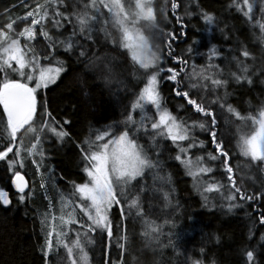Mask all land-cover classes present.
<instances>
[{"label": "snow or ice", "instance_id": "6c2138e0", "mask_svg": "<svg viewBox=\"0 0 264 264\" xmlns=\"http://www.w3.org/2000/svg\"><path fill=\"white\" fill-rule=\"evenodd\" d=\"M181 6L184 8L183 16L192 17L198 13L206 25H215L214 13L203 9L199 0H171L170 15L175 18V24L180 25L181 35H186L187 27L183 16L178 14ZM192 6L196 12L191 10ZM231 6L252 22L254 28L258 26V40L264 48V0H259L260 15L255 19L256 0H232ZM25 9L22 15L9 18L0 27V106L3 109L0 113V161L7 160L8 172L12 173L11 184L21 204L34 194L35 182L29 189L25 176L17 169H23L27 159L35 166L39 188L45 193L43 198L47 202L45 210L37 213L42 235L37 250L43 264H91L89 245L95 243L97 233L102 237L106 235L104 264H164L162 253L169 247L175 256L182 254L174 239L175 232L170 230L167 243H162L164 227L175 229L176 222L172 219L158 222V218H152L143 206L145 196L150 199L158 192L165 202L164 207L171 208L174 192L171 174L161 175V162L158 156L154 158L152 155L153 149L159 154L158 141L161 140L170 141L175 146L176 154L172 158L185 169L186 175L195 180L203 206L208 204L207 193L220 192L223 200L227 201L223 205L227 212L231 213L244 204L255 210L251 214L253 223L248 228V238L253 239L255 224L264 225V180L252 189L246 187L243 177L237 182L230 152L219 128L217 105L229 114V118H234L232 123L239 121L236 125V147L241 156L248 158L264 173V102L258 108V114L250 112L247 115H242L237 107L227 102L230 80L238 85H253L255 78L260 76V82L264 84V52L257 67V57L241 43L239 55L229 61V64H235V70L229 67L225 71L220 63L211 62L221 56L213 44L207 49L208 63L193 64L189 71L188 61L172 49V41L177 39L175 30L162 24V21H169L167 0L160 4L159 9L155 0H36L34 5L26 4ZM18 23H23V26L17 30ZM69 26L71 31L64 36L63 31ZM98 34H102L106 42L126 50L134 73L146 78V82L135 94L127 115L121 121L90 129L85 139L73 141L83 164L81 171L85 179L80 183L69 181L70 192L55 188L54 200L47 194L48 183L55 186V177L53 169L44 165L48 151L45 144L53 138L61 145L70 140L71 120L58 118L47 99H39L38 90L47 89L66 71L65 62L57 55L60 47L65 52L79 49L78 59L87 58L90 64L101 69L105 82H110L115 58H109L107 54L95 55L94 46H101L97 41ZM38 37H42L46 44V54L33 44ZM188 51H193L191 45ZM90 52L93 53L91 57ZM167 59L178 62L179 67H163ZM253 68L256 70L252 71ZM165 72L168 74L164 79L176 85L172 92L182 97L199 119L179 117L165 106L158 87ZM221 89H224L223 93ZM149 107L154 109V116L149 114ZM180 107L185 108V105ZM137 111L139 119L134 116ZM249 121L254 128L250 134L245 131ZM196 128L207 132L214 151L193 156L192 150L202 152L205 146V141L192 135ZM142 136L148 137L151 147L140 143ZM26 137L30 138L27 147ZM218 160H222V170L227 174L226 193L225 184L203 179L212 173L210 165ZM148 173L153 174L151 189L146 182H140ZM248 179L256 184L254 177ZM26 189L29 190L26 192ZM0 204H11L9 193L3 188H0ZM114 206L120 207V220L115 226L111 219ZM129 219L140 222L138 233L128 231ZM137 238L141 241L139 249L134 247ZM214 238L219 239L218 236ZM113 239L119 250L118 259L112 258L110 251ZM260 241L264 242V233H261ZM242 251L247 264H257L255 247ZM136 252L140 255L133 254ZM200 252L204 253V248ZM148 256L151 259L141 258ZM175 264H204V261L188 256L183 262L177 259ZM210 264H216V261Z\"/></svg>", "mask_w": 264, "mask_h": 264}, {"label": "trees", "instance_id": "16d2710c", "mask_svg": "<svg viewBox=\"0 0 264 264\" xmlns=\"http://www.w3.org/2000/svg\"><path fill=\"white\" fill-rule=\"evenodd\" d=\"M35 2L36 0H0V27H3L9 18L15 19L22 15L26 10V4L34 5ZM164 2L165 0H155L157 9ZM170 2L171 0H167L169 21H162V24L175 30L177 39L172 41V49L176 55L183 56L188 61L189 71L195 64L194 60L201 55L206 56L208 63L207 49L213 44L216 45L221 56L213 58L211 62L220 63L225 71L229 67L235 70V64H229V61L233 56L239 55L241 43L255 54L257 57L256 66H260L261 53L264 52V48L261 47L258 40L259 28L258 26L254 28L252 22L231 6L232 0H199L203 9L215 15L216 23L212 26L206 25L198 13L192 17L183 16L184 8L181 6L178 9V14L183 16L184 23L187 25L186 35L180 34V25L175 24V18L170 15ZM256 3L254 19L260 15L259 0H256ZM14 5L15 7H13ZM5 9H9V11L3 12ZM191 10L196 12L194 6L191 7ZM22 26L23 23H18L16 25L17 30ZM97 27L99 26L97 25ZM70 31L71 27L69 26L63 31V35L67 36ZM194 38L195 43H193ZM97 41L101 46H94L95 55L107 54L109 58H115L112 61L113 74L110 82H105L101 69L95 64H90L87 58L78 59L79 49L76 52H65L63 47H60L57 49V55L65 62L66 71L61 73L57 81L50 84L47 89L38 90L39 99L46 98L58 118L71 120L69 130L72 138L65 140L62 145L55 142L51 143L50 147L45 146L48 151L44 165L46 168L53 169V176L55 177V186L49 182L47 194L54 200L56 197L55 188L70 192L69 181L80 183L85 179L81 171L83 164L73 141L79 142L85 139L90 129L102 128L111 122L121 121L127 115V109L130 107L135 94L146 82V78L140 76L139 73H134L126 50L106 42L102 34L97 35ZM33 44L42 54H46L47 47L42 37L34 40ZM190 45L193 49L192 52L188 51ZM230 49H234V51ZM92 54L90 52L89 57ZM248 63L251 64L252 61L249 60ZM168 66L179 67V64L167 59L163 67L167 68ZM255 70V68L252 69V71ZM167 74L165 72L160 77L158 85L165 106L179 117H190L192 120L199 119V115L194 114L191 107L186 105V101L172 92V88L176 85L174 82L164 79ZM12 78L19 77L13 76ZM261 79L262 77L257 76L253 85L247 83L238 85L234 81H229L227 101H231L230 104L233 106H235L233 102H237L238 105H236L239 106L237 109L242 115H247L250 112L258 114V108L264 102V84L260 82ZM223 91L224 89L220 90L221 93ZM181 105H185V108H181ZM2 111V106H0V113ZM149 114L154 116V109L149 107ZM217 115L218 122L222 124V127L219 125V128L230 152V163L236 173L237 182L239 183L243 177L247 188L258 187L259 182L264 180V173L260 172L257 165L251 164L248 158L241 156L236 147V125L239 121L232 123L231 120L234 118H229V114L221 110L218 105ZM134 116L139 119L140 113L137 111ZM248 124L250 130L251 121ZM192 135L198 140L205 141L202 152L192 150L193 156L214 151L207 132L196 128ZM29 142L30 138L26 137L25 147L28 146ZM140 143L146 147H151L147 136H142ZM158 147L160 149L159 154L153 149L152 155L154 158L158 156L161 162L160 174H171V187L174 188L171 208L164 207L165 202L158 192L154 193L150 199L145 196L143 206L146 212H150L152 218H158V222L165 219H172L176 222L177 227L175 229H170L168 226L164 227L165 235L162 243H167V233L171 230L176 233L174 239L180 253H182L175 256L172 248L164 249L162 253L164 264H175L177 259L183 262L188 256H192L193 259L199 258L204 261V264H210L213 260L216 261V264H247L242 249L248 247L256 248L257 264H264V242L260 241V235L264 233V225L256 223L253 228L254 238L251 240L248 238V228L253 223L251 214L255 210L248 204H244L242 207L233 209L231 213L227 212L223 206L227 201L223 200L220 192L207 193L208 204L203 206L204 201L200 192L195 188V180L186 175L185 169L172 158L176 154L175 146L170 141L161 140L158 141ZM9 158H12L11 154H9ZM210 166L213 168L212 173L204 176L203 179H213L225 184L226 193L227 174L222 170V160H218ZM17 170L21 171L28 179L29 189H32V184L35 182V189H33L32 197L21 204L18 201L16 190L11 184L12 173L8 172L7 160L0 161V188L9 193L11 200L9 206L0 204V264H43L41 253L37 250L38 244L42 241L37 213L43 212L47 207V202L43 198L45 193L39 188L40 180L36 177L35 166L30 159L25 161L23 169L18 168ZM250 172L254 173L252 175H256L255 185L252 180L248 179ZM140 182H146L151 189L153 174H146ZM157 186L159 187V182H157ZM167 187L166 185L165 190ZM29 189H26V192ZM257 204L259 205V202ZM176 205L179 207L177 208ZM189 217L192 219L189 220ZM111 219L114 226L119 222V206H114L111 211ZM128 231L138 233L140 222L129 219ZM217 236L219 237L218 240L214 238ZM105 241L106 235L102 237L100 233L95 234V243L89 245L91 264L93 260L99 264H104L103 247ZM134 247L136 249L141 247L139 238L134 241ZM201 248H204V253L200 252ZM110 251L112 258H119L115 239H113ZM61 254H63L62 249ZM133 254L140 255L139 252ZM128 258L131 259V256ZM141 258L151 259V256Z\"/></svg>", "mask_w": 264, "mask_h": 264}, {"label": "bare ground", "instance_id": "6f19581e", "mask_svg": "<svg viewBox=\"0 0 264 264\" xmlns=\"http://www.w3.org/2000/svg\"><path fill=\"white\" fill-rule=\"evenodd\" d=\"M12 8V7H11ZM203 8V7H202ZM10 9V8H9ZM3 12H5V11H3ZM194 63H195V65L196 66H200V65H204V64H206L207 63V58H206V56L205 55H201V56H199L198 58H196L195 60H194ZM228 103H231V101H227ZM234 104H235V106L237 107V108H239V106H237L238 104H237V102H233ZM237 104V105H236ZM251 106V105H250ZM250 106H247V107H250ZM219 123V122H218ZM219 125L222 127V124L221 123H219ZM249 124H248V126L246 127V129H245V131L246 132H249ZM221 130H222V128H221ZM56 142V140L53 138L52 140H51V142L50 143H46L45 144V146H47V147H50L51 146V143H55ZM57 143V142H56ZM251 173V172H250ZM252 174H254V173H251L250 174V176L251 177H254L255 178V180H256V175H252ZM93 263L92 264H99L97 261L96 262H94V260L92 261Z\"/></svg>", "mask_w": 264, "mask_h": 264}, {"label": "rangeland", "instance_id": "374dc122", "mask_svg": "<svg viewBox=\"0 0 264 264\" xmlns=\"http://www.w3.org/2000/svg\"><path fill=\"white\" fill-rule=\"evenodd\" d=\"M251 127V129L249 130V134L251 133V131H253L254 130V128L252 127V125L250 126Z\"/></svg>", "mask_w": 264, "mask_h": 264}, {"label": "water", "instance_id": "95a60500", "mask_svg": "<svg viewBox=\"0 0 264 264\" xmlns=\"http://www.w3.org/2000/svg\"><path fill=\"white\" fill-rule=\"evenodd\" d=\"M22 174V173H21ZM22 175H24V174H22ZM25 176V175H24ZM25 180L28 182V179L26 178V176H25ZM15 189V188H14Z\"/></svg>", "mask_w": 264, "mask_h": 264}]
</instances>
